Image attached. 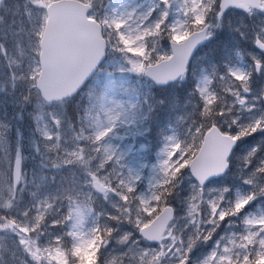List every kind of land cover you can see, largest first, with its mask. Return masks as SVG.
Segmentation results:
<instances>
[{
	"label": "snow or ice",
	"instance_id": "6c2138e0",
	"mask_svg": "<svg viewBox=\"0 0 264 264\" xmlns=\"http://www.w3.org/2000/svg\"><path fill=\"white\" fill-rule=\"evenodd\" d=\"M0 264H264V0H0Z\"/></svg>",
	"mask_w": 264,
	"mask_h": 264
},
{
	"label": "rangeland",
	"instance_id": "374dc122",
	"mask_svg": "<svg viewBox=\"0 0 264 264\" xmlns=\"http://www.w3.org/2000/svg\"><path fill=\"white\" fill-rule=\"evenodd\" d=\"M204 51H207V49H205ZM245 143H247V141H245Z\"/></svg>",
	"mask_w": 264,
	"mask_h": 264
}]
</instances>
